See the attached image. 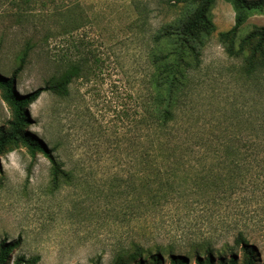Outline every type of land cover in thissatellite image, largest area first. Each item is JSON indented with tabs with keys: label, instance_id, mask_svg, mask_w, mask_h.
Instances as JSON below:
<instances>
[{
	"label": "rangeland",
	"instance_id": "obj_1",
	"mask_svg": "<svg viewBox=\"0 0 264 264\" xmlns=\"http://www.w3.org/2000/svg\"><path fill=\"white\" fill-rule=\"evenodd\" d=\"M177 0H0V72L21 95L82 68L67 97L50 92L27 109V130L69 174L25 149L0 156V244L37 264H113L140 246L195 264L197 253L234 254L243 235L264 264V72L249 77L219 34L230 4L211 11L216 32L176 124L156 143L153 38L184 15ZM264 26L253 14L239 38ZM165 50V43L161 44ZM157 48V46H155ZM11 110L0 93V128ZM161 139L159 138V141ZM158 141V140H157Z\"/></svg>",
	"mask_w": 264,
	"mask_h": 264
},
{
	"label": "trees",
	"instance_id": "obj_2",
	"mask_svg": "<svg viewBox=\"0 0 264 264\" xmlns=\"http://www.w3.org/2000/svg\"><path fill=\"white\" fill-rule=\"evenodd\" d=\"M220 1L230 4L235 11L234 26L229 31L219 34V40L228 56L242 59L243 72L249 77L264 72V26L257 27L245 37L239 38L249 17L263 12L264 0H177V3L184 4V15L174 25H167L153 38L154 49L150 55L154 68L149 81L152 89L150 118L153 120V130L160 136L156 138L158 140L156 143H162L171 129L170 126L177 122L181 104L192 87L193 73L201 67L202 50L208 39L216 32L211 11ZM162 43L166 44V50ZM28 56V50H24L21 65L12 78H7L0 72L1 97L11 110V120L7 126L0 128V156L22 148L33 160L41 154L51 163L52 176L54 182H57L62 176L68 177L69 174L62 171L61 164L48 147L28 132L27 109L45 92L62 98L67 97L71 84L82 77V68L71 66L61 75L52 77L44 88L24 96L17 91L15 78L23 71ZM236 246L242 252L241 264H257L258 252L243 235L236 239ZM18 247L19 242L2 241L0 264L38 263L39 258L18 257L13 261L14 251ZM113 264H166V260L160 253L146 254L143 248L135 246L130 252L117 255ZM168 264L190 263L185 257L172 255ZM195 264L240 263L234 254L230 255L229 259L217 258L214 251L208 250L205 255L197 253Z\"/></svg>",
	"mask_w": 264,
	"mask_h": 264
}]
</instances>
